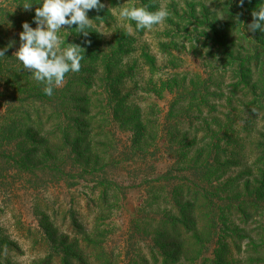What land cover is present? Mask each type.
<instances>
[{"label":"rangeland","instance_id":"rangeland-1","mask_svg":"<svg viewBox=\"0 0 264 264\" xmlns=\"http://www.w3.org/2000/svg\"><path fill=\"white\" fill-rule=\"evenodd\" d=\"M100 2L48 96L14 57L43 0H0V264H264V0Z\"/></svg>","mask_w":264,"mask_h":264},{"label":"clouds","instance_id":"clouds-1","mask_svg":"<svg viewBox=\"0 0 264 264\" xmlns=\"http://www.w3.org/2000/svg\"><path fill=\"white\" fill-rule=\"evenodd\" d=\"M244 2L245 0H239V6L243 7ZM22 7L25 11H30L33 5L26 2ZM104 8L105 5L100 0H43L42 5L35 8L36 27L33 28L28 22L23 23V31L19 34L20 46L14 57L37 82L44 85L43 91L46 95H53V89L64 82L66 74L79 72L82 67L81 61L84 59L82 53H85V49L80 45L68 43L62 49L58 47L62 43L58 31L75 25L76 31L87 37L89 35L87 29L93 26V20L89 19L88 12L91 10L100 12ZM120 8V16L134 21L138 31L151 30L167 17L163 7L156 11H150L147 5ZM251 15L253 20L247 26L248 31L264 32V3L258 5ZM96 20L102 18L97 16ZM6 51L7 49L0 50V57H5Z\"/></svg>","mask_w":264,"mask_h":264},{"label":"trees","instance_id":"trees-1","mask_svg":"<svg viewBox=\"0 0 264 264\" xmlns=\"http://www.w3.org/2000/svg\"><path fill=\"white\" fill-rule=\"evenodd\" d=\"M142 5H141V7L142 6H145V5H147V3L146 2H142L141 3ZM96 14V16L94 17V22H98L99 20H96V18H97V16H99V17H101L102 18V21H104V20H106V16H107V11L106 10H101L100 12H96L95 13ZM130 24H131V26H133V27H135L136 25H135V22L134 21H132L131 20V22H130ZM154 27H157V25L156 26H153L152 28H154ZM146 30V29H145ZM142 31V30H141ZM91 34H93V35H96L97 34V32H95V31H91ZM84 40V39H83ZM95 44V41H94V39H92V41H91V43L90 44H85V46H84V49L87 51V53H84V55L85 56H90V57H92V56H97V52H98V46H96V45H94ZM92 62L91 61H89V62H87V64L85 63V65H89V64H91ZM261 98V97H260ZM264 98V97H263ZM264 102V100L263 101H261L260 103H259V105H263L262 103ZM67 109L68 108H70V105L68 106V107H66ZM70 111V110H69ZM71 114H74V113H71ZM136 118V117H135ZM138 118H140V119H142L141 117H138ZM140 119L138 120L137 118L136 119H134V120H136L139 124H140V127H141V122H140ZM143 131V129H141L140 130V132H142ZM143 133V132H142ZM139 134V133H138ZM69 248L70 247H67L66 249L65 248H63V247H61V249L60 250H62L63 252H64V254L67 256L68 254H69ZM60 252V251H59Z\"/></svg>","mask_w":264,"mask_h":264}]
</instances>
